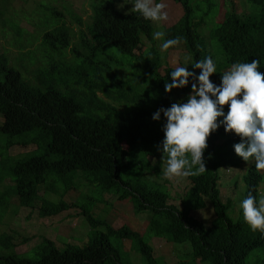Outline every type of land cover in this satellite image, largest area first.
I'll return each mask as SVG.
<instances>
[{"label":"trees","instance_id":"trees-1","mask_svg":"<svg viewBox=\"0 0 264 264\" xmlns=\"http://www.w3.org/2000/svg\"><path fill=\"white\" fill-rule=\"evenodd\" d=\"M176 1L182 13L177 21L163 26L161 40L153 38L152 21L132 12L133 6L118 10L115 4H133L134 0L93 3V18L85 23L86 32L78 28V41L72 38L75 31L70 23L82 25L83 19L66 4L57 9L39 0L35 12L26 13L22 8L20 16L34 20V32L40 34L43 50L26 46L30 39L21 42L19 32L23 29L12 28L14 39L24 47L20 53L29 58L31 67L30 74L24 75L26 64L11 63L0 52V132L8 136L9 146L35 143V148L12 156L8 172L20 201L31 205L40 199L36 198L38 182H44L49 174L62 177L67 185L79 178L75 185L82 182L87 190L81 191L78 199L93 228L85 243L68 241L59 247L46 238L42 242L44 253L38 244L33 256L12 251L0 258V264H137L122 256L124 250L111 236L130 240L129 248L139 253V264H163V257L153 256V246L143 234L123 223L115 227L110 215L103 218L90 211L89 204L96 201L116 205L111 198L128 200L135 214L147 213L146 233L164 239L171 247L178 257L172 264H264V233L253 232L242 209L235 212L230 198L221 196L223 167L231 173L240 159L234 157L230 146L240 143L241 138L227 133L221 125L208 139L204 152L207 170L188 177L184 192L172 194L167 179L159 181L164 158L157 145L164 139L166 118L163 113L159 121L152 118L161 108L186 103L192 93V78L182 89L165 90L176 68L167 65L161 51L167 39L181 37L180 44L191 57L181 66L197 75L201 70L194 69L192 63L210 56L217 67L210 79L218 86L221 74L236 62L257 59L258 70L264 72V0H245L247 5L241 10L232 0ZM219 5L222 18L201 27L210 11L216 16ZM115 48L121 52L119 57ZM227 111L225 106V114ZM38 149L40 153H32ZM4 161L0 158V164ZM236 169L240 175L241 169ZM242 178L243 199L251 193L258 202L264 190V173H258L253 165ZM229 181L232 179L223 184L229 189L236 187ZM176 198L180 206L168 201ZM67 205L61 199H43L38 211L51 215ZM207 206L214 214L210 220L193 214V210ZM98 225L104 228L96 229ZM9 241L0 238V245L8 247Z\"/></svg>","mask_w":264,"mask_h":264},{"label":"clouds","instance_id":"clouds-1","mask_svg":"<svg viewBox=\"0 0 264 264\" xmlns=\"http://www.w3.org/2000/svg\"><path fill=\"white\" fill-rule=\"evenodd\" d=\"M98 1L99 0H91L92 18L94 14L93 3L95 4ZM160 1L161 0H158V3H155L154 0H134L133 4H127L125 2H120L119 4L115 2V4H117L118 10H122L121 6L123 4H125V6L127 5L128 9L133 6L131 11L139 13L145 20L153 22L167 21L169 18L168 12L165 10L167 5L159 3ZM218 1L219 0H213L214 3ZM46 2L49 6L52 5L51 0H46ZM38 5L39 0H0V16L6 13L9 14V17L4 16L0 19L1 23L3 25H8L11 30L13 27H16L26 31L25 28L18 25L19 19L23 18L20 16L23 13L22 8L26 13L30 10L35 12ZM220 6L221 5L218 6L215 14L216 16L212 15V11L206 16V20L209 18L211 20L209 25L213 23V20H218L217 14L219 13L218 10ZM15 8L18 11H14ZM47 11L48 10H45L41 15H44ZM125 14L127 15V13ZM203 28L205 29V27ZM23 31L19 32L21 36ZM205 34L207 37V33ZM164 36L165 33L163 31H155L153 33V38L156 40H161ZM37 37L40 41V34ZM180 42L181 37L167 39L161 44V51L166 52L173 46L179 45ZM35 47L37 48V52L43 50L42 47L39 46V42L30 48ZM0 52L4 53L1 46ZM190 60L191 57H185V64ZM259 65L260 61L257 59H253L251 62L233 63L228 70L221 74V84L219 86L210 79L213 74L217 73L216 64L210 56L192 63L191 66L194 69L201 70L199 75L194 71H189L188 67L183 66H177L171 72V82L165 83V90L168 93H171L174 88L182 89L188 86L190 78H192L193 82L191 84L192 93L189 95L186 103H173L169 108L157 110L152 117L153 120L159 121L161 119V113H163V116L166 118V123L163 126L164 139L161 145H157V150L162 153V158H164V163H162V165L165 166L163 169L165 178L171 181L178 178L184 179L203 174L207 170L204 152L208 148V139L213 132L221 127V125L224 126L227 133L234 132L241 138L240 143L230 146L234 157H240V159L236 160L239 162H236L237 165L232 168L233 171L231 175L236 174V168H239L241 169L240 175L242 176L246 168L253 165H255L258 173H264V72L258 70ZM30 67L31 64L28 66V70L24 71V75L30 74L28 73ZM225 106L228 107L227 114L224 112ZM0 116L2 118L0 123H2L3 116L1 114ZM221 117H223L222 120L219 119ZM30 150L32 149L27 151ZM226 168L227 167H223V169ZM7 181L10 183L14 182V180L12 181L11 179H7ZM60 181L62 182V186L56 187L55 184ZM74 182L73 179V183ZM38 183V185L36 184V198L40 199H37L36 203L33 201V205H31L28 202L23 203L20 201L19 193L17 194L18 190L14 182L16 189V204L22 206V209L27 207L29 211L36 210L38 214L36 215L37 219L54 215H43L38 211L41 200H50L46 197V194L49 193L50 190L61 194L70 186V184L67 185L64 182L62 177H58L55 174H49L44 182L41 181ZM41 187H44V191L39 193V188ZM232 190L233 189H229L231 192ZM229 195L227 197L230 198L232 203V197ZM262 195L263 196H261L257 202L256 197L251 193H249L245 199H243L242 194V201L237 209V211H239L240 208L242 209L243 219L253 232L259 230L261 233H264V193H262ZM75 198H78V196ZM66 203L68 205L65 208L71 205V203ZM232 205L235 210L233 203ZM65 208L60 209L58 212ZM16 215L13 220L17 218ZM94 215L97 216L95 211ZM13 220L10 222H13ZM8 224L3 226L0 238H9V246L3 248L0 245V248L11 250V252H17V245L13 242V237L8 235L7 230H5ZM35 225L38 231H41V226H43L44 233L41 232V239L30 247L31 249H36L39 246L38 244H40L44 253L42 242L46 238L52 240L59 247L64 245L65 242L59 245L55 242V239L48 237L49 231L44 222H42L41 225V221H38ZM92 228L93 227L90 225L89 229L92 230ZM5 235L9 237H3ZM126 240L128 239L123 240L122 243ZM24 241H28V239L26 238ZM1 257L2 256H0V258Z\"/></svg>","mask_w":264,"mask_h":264},{"label":"rangeland","instance_id":"rangeland-1","mask_svg":"<svg viewBox=\"0 0 264 264\" xmlns=\"http://www.w3.org/2000/svg\"><path fill=\"white\" fill-rule=\"evenodd\" d=\"M29 1V0H28ZM52 5H55L56 8L60 9L62 8L63 4H66L68 7H70L73 12L81 15L83 19V24H77L75 22L70 23L72 25L73 31H75V35L72 37L73 39H76L78 41L79 36V30L78 28H83L84 32L87 31L85 23L89 21L92 17V6H91V0H51ZM155 2V0H154ZM234 3V6L237 10H241L243 7H245L246 1L245 0H232ZM156 3V2H155ZM158 3V2H157ZM159 3H164L167 5L166 11L168 12V20L167 21H160V22H153L152 25L154 26V32L155 31H163L164 27L170 23H173L177 21L180 18V15L182 13V8L180 6V2L176 0H161ZM2 4V3H1ZM32 5V4H31ZM30 5V6H31ZM122 6H125L123 4ZM223 8H221V11ZM14 11H18L16 8ZM218 19L222 18L221 12L217 14ZM4 16L9 17V14L6 13L3 16H0V19ZM68 21L70 16L68 14L65 15V17ZM211 22L210 18L205 20L204 24L201 25V27H206V25H209ZM18 25L25 28L26 31L22 32V38L21 42L25 43L27 38H30L31 41L26 45L29 47H33L37 42H39V38L37 37L36 33L34 32L35 28L37 27L34 23L33 19H25L20 18ZM16 34L15 31H12L8 25H3L0 20V46L2 50L4 51V54L9 57V61L12 63L17 64H26L28 67L31 63L29 58L23 57L21 55L20 51L24 50V47L21 48L19 45V42L14 39V35ZM70 48V47H69ZM68 48V49H69ZM145 49V46L142 47L141 51ZM116 55L119 57L121 55V52L115 48ZM135 52H138L136 50ZM165 61L167 65L172 67H177L185 64V57H189V54L186 52L185 48L182 46V44L173 46V48H170L165 52ZM42 56V54L40 55ZM117 69H121L122 66H116ZM164 65L160 68V71L163 72ZM30 69V68H29ZM23 71L25 69L23 68ZM2 121V118L0 116V122ZM35 147L34 143L29 144H21L18 143L17 145L9 146L8 145V136L4 135L0 132V158H4L5 161L3 164H0V233H2L3 226L8 224L10 221L13 220L14 216L16 215L17 218L13 220V222H10L6 229L7 234L13 237V242L17 245L16 251L17 252H24L26 251L28 255L33 256L35 254L34 248L31 249L36 242H38L41 239L43 232V226H41V231H38L36 227V223L38 221H41L45 223V225L48 228L49 236L52 239H55L56 243L61 245L64 242H79L84 243L88 241L89 236L92 233V230H90V225L88 221L86 220L84 214H83V207L81 205V201L78 198H75L80 194L81 191L87 190V187L82 185V182L75 185L76 182H78L80 179L76 178L74 179V183H71L67 190L63 191L61 194L50 190L49 193L46 194V197L50 200H59L63 199L64 201L71 203V205L57 214H54L52 216H48L45 218H36L37 211H29V208L22 209V206L16 204L15 202V196H16V189L14 182L10 183L7 181V179H11L13 181L12 175L9 174L8 168H9V161L11 160L12 156L17 155L19 152H24L29 149H33ZM42 149V146H40ZM41 149L33 150L32 153H40ZM165 166L162 165V171ZM226 173L225 176L219 181L220 188H221V196L222 199H225L229 194V196L232 197V203L234 204L235 211L237 212L238 206L240 205L242 201V194L244 192V179L241 175L233 174L231 175L230 171L225 169ZM165 178L164 174L159 179V181H162ZM232 179V181H229V184L232 186H236L233 188L232 192L229 191V186L227 187L225 184H223L224 181H227V179ZM167 179V178H165ZM167 186L170 188L171 193L175 192H184L187 184H188V178L184 179H174V180H168L167 179ZM56 187L62 186V182H57ZM264 185V184H262ZM44 191V187L39 188V193H42ZM89 194H94L93 191H91V188H88ZM88 193H83V196L87 195ZM98 193V192H97ZM264 193V190L263 192ZM103 196V194H102ZM263 196V195H262ZM98 197H100V194L98 193ZM103 198H105L103 196ZM82 200V199H81ZM114 201V206H108L106 202H95L94 205L89 204V207H92V210L90 211L94 215V211L98 217H107L110 215V220L113 224V226H119L122 223L126 224L133 230L139 232L140 234H143L146 238V240L153 246V256L155 258H162L163 257V264H172L175 263V261L178 259L175 252L172 251L171 247L167 245L164 239L156 237V236H150L146 233L147 228V218L148 215L146 212H142L140 214H135L131 212V203L126 200H118V199H112ZM170 203H176L178 206H180L179 198L176 199H169ZM108 206V207H106ZM24 207V206H23ZM193 214L195 216H198L199 218L207 217L209 220L211 217L214 216L213 210L211 207L207 206L205 208H200L193 210ZM95 216V215H94ZM104 228L102 225L96 226V229ZM42 232V233H41ZM28 239V241H24L25 239ZM111 240L115 245H119V248H121L122 239L111 236ZM121 243V244H120ZM135 244V243H134ZM131 245L130 240H126L122 244L121 250H124L122 253V256H129L130 260L134 263L139 264L140 256L137 250L134 248V250L130 249L129 246ZM126 250V251H125ZM171 250V252H170ZM129 251V254L128 252ZM11 252V250H5L3 248H0V256L7 255ZM198 261V259H197Z\"/></svg>","mask_w":264,"mask_h":264}]
</instances>
